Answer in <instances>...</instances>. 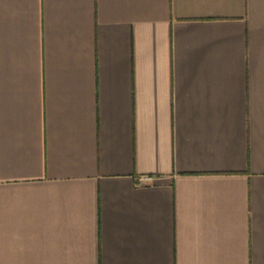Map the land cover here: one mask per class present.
<instances>
[{
  "label": "crops",
  "instance_id": "1",
  "mask_svg": "<svg viewBox=\"0 0 264 264\" xmlns=\"http://www.w3.org/2000/svg\"><path fill=\"white\" fill-rule=\"evenodd\" d=\"M0 264H264V0H0Z\"/></svg>",
  "mask_w": 264,
  "mask_h": 264
},
{
  "label": "built area",
  "instance_id": "2",
  "mask_svg": "<svg viewBox=\"0 0 264 264\" xmlns=\"http://www.w3.org/2000/svg\"><path fill=\"white\" fill-rule=\"evenodd\" d=\"M140 181L141 182H148V181H151V179H152V176L151 175H148V174H146V175H142V176H140Z\"/></svg>",
  "mask_w": 264,
  "mask_h": 264
}]
</instances>
